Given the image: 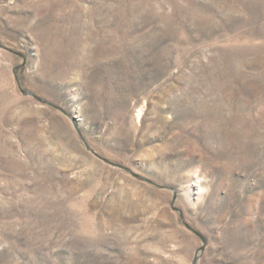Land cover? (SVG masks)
Masks as SVG:
<instances>
[{
    "label": "rangeland",
    "instance_id": "1",
    "mask_svg": "<svg viewBox=\"0 0 264 264\" xmlns=\"http://www.w3.org/2000/svg\"><path fill=\"white\" fill-rule=\"evenodd\" d=\"M0 264H264V0H0Z\"/></svg>",
    "mask_w": 264,
    "mask_h": 264
}]
</instances>
